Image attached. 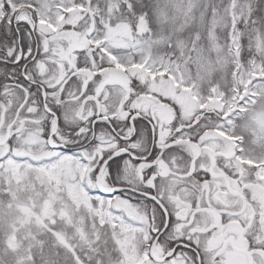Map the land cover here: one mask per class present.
Returning a JSON list of instances; mask_svg holds the SVG:
<instances>
[{"label": "snow or ice", "instance_id": "6c2138e0", "mask_svg": "<svg viewBox=\"0 0 264 264\" xmlns=\"http://www.w3.org/2000/svg\"><path fill=\"white\" fill-rule=\"evenodd\" d=\"M0 264H264V0H0Z\"/></svg>", "mask_w": 264, "mask_h": 264}]
</instances>
